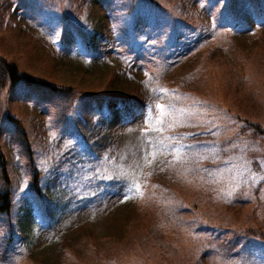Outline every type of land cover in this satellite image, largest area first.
Masks as SVG:
<instances>
[{
    "label": "rangeland",
    "instance_id": "obj_1",
    "mask_svg": "<svg viewBox=\"0 0 264 264\" xmlns=\"http://www.w3.org/2000/svg\"><path fill=\"white\" fill-rule=\"evenodd\" d=\"M263 3L0 0V264H264Z\"/></svg>",
    "mask_w": 264,
    "mask_h": 264
},
{
    "label": "trees",
    "instance_id": "obj_2",
    "mask_svg": "<svg viewBox=\"0 0 264 264\" xmlns=\"http://www.w3.org/2000/svg\"><path fill=\"white\" fill-rule=\"evenodd\" d=\"M262 1L264 2V0ZM262 8L264 10V3ZM250 10L252 9L249 8L247 5L246 6L242 5L241 7L234 8L233 13L231 15L237 17L241 21H246L243 23L250 30H255L256 28L259 30L263 29L264 26L262 24H264V13L260 12L259 7L257 5H254L252 12ZM247 17H249V19H246ZM255 20H257L259 26H254ZM235 24L237 25L238 22H235ZM99 36H101L100 32L93 31L91 40H95V38ZM20 75L25 76V78L29 80L35 81V79L32 78V76L25 75L24 73H19L13 64H10L3 57L0 56V91H2L6 86L12 85ZM40 81L42 82V80ZM51 86L54 88L56 87L55 85L52 84ZM241 121L242 123L238 126L240 133L244 135H249L250 137L255 139H260L264 137V123H261L259 121H252L246 117H242ZM0 166H1L2 177L5 179L6 172H5L3 157H0ZM7 196H8L7 190L0 193V200L3 201V203L0 204V209L8 206ZM246 230L249 232L250 235L264 240V232H260L256 229L254 230L250 228H247Z\"/></svg>",
    "mask_w": 264,
    "mask_h": 264
},
{
    "label": "snow or ice",
    "instance_id": "obj_3",
    "mask_svg": "<svg viewBox=\"0 0 264 264\" xmlns=\"http://www.w3.org/2000/svg\"><path fill=\"white\" fill-rule=\"evenodd\" d=\"M157 107H162V106H160V105H157Z\"/></svg>",
    "mask_w": 264,
    "mask_h": 264
}]
</instances>
